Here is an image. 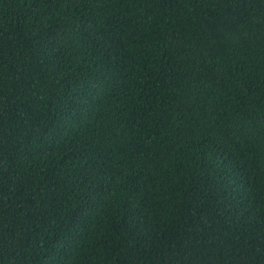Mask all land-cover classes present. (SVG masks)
I'll use <instances>...</instances> for the list:
<instances>
[{
  "label": "trees",
  "instance_id": "1",
  "mask_svg": "<svg viewBox=\"0 0 264 264\" xmlns=\"http://www.w3.org/2000/svg\"><path fill=\"white\" fill-rule=\"evenodd\" d=\"M0 264H264V0H0Z\"/></svg>",
  "mask_w": 264,
  "mask_h": 264
}]
</instances>
